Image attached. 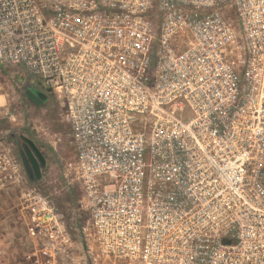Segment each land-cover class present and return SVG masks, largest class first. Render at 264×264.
<instances>
[{
	"label": "built area",
	"instance_id": "1",
	"mask_svg": "<svg viewBox=\"0 0 264 264\" xmlns=\"http://www.w3.org/2000/svg\"><path fill=\"white\" fill-rule=\"evenodd\" d=\"M1 71L59 103L88 216L28 203L30 264H264V0H0Z\"/></svg>",
	"mask_w": 264,
	"mask_h": 264
},
{
	"label": "rangeland",
	"instance_id": "2",
	"mask_svg": "<svg viewBox=\"0 0 264 264\" xmlns=\"http://www.w3.org/2000/svg\"><path fill=\"white\" fill-rule=\"evenodd\" d=\"M0 87L4 102L3 97L0 101L7 113L0 122V131L6 146L12 150L13 137H26L38 144L46 158L39 181L23 186L22 176L12 185L0 186V264H30L25 258V254L34 247L27 233L28 203L43 205V198L48 196L75 241L80 240L78 230L87 223L88 216L77 204L82 195L79 186L75 183L73 188H63L62 174L67 164L73 161L74 152L69 144V125L59 103L54 98L44 105L30 101L25 96V87L17 79L13 80L9 72H0ZM32 91L37 92L34 88ZM52 180L58 188V192L53 194ZM27 188L29 196L25 191Z\"/></svg>",
	"mask_w": 264,
	"mask_h": 264
},
{
	"label": "flooded vegetation",
	"instance_id": "3",
	"mask_svg": "<svg viewBox=\"0 0 264 264\" xmlns=\"http://www.w3.org/2000/svg\"><path fill=\"white\" fill-rule=\"evenodd\" d=\"M37 92H39L38 89H35ZM49 101V98L46 97V100L40 104V105H44ZM31 141L32 144H30ZM12 151L13 154L18 158V161L20 163L21 168L24 171V175H25V181L30 184L31 182H37L41 179L42 177V170L44 169L45 165H46V158L44 157L43 153H42V149L38 146V144H36L33 140L26 138V137H21V139H19V137H13L12 139ZM35 149L36 151H38L40 153V155L42 156L43 159V164H40L39 159L36 157L35 155ZM30 156H33V158L35 159V161L38 163L39 166V171H40V177L38 179H36L35 177L31 178L25 168H24V164H23V159L25 161V163L29 166V168H32V160L30 158Z\"/></svg>",
	"mask_w": 264,
	"mask_h": 264
},
{
	"label": "water",
	"instance_id": "4",
	"mask_svg": "<svg viewBox=\"0 0 264 264\" xmlns=\"http://www.w3.org/2000/svg\"><path fill=\"white\" fill-rule=\"evenodd\" d=\"M25 96L26 98H28L30 101L34 102L35 104H42L45 100H46V96L40 92H33L31 87H26V91H25ZM30 144H32L31 141ZM35 155L36 157L39 159L40 164H43V159L42 156L40 155V153L38 151H36L35 149ZM31 160H32V168H29V166L25 163L24 159H23V164H24V168L27 172V174L33 178L35 177L36 179H38L40 177V171H39V166L38 163L35 161V159L33 158V156H30Z\"/></svg>",
	"mask_w": 264,
	"mask_h": 264
}]
</instances>
